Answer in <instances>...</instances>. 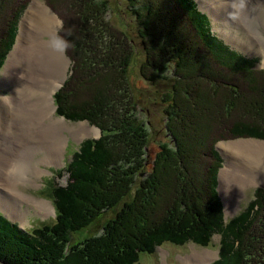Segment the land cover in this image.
Here are the masks:
<instances>
[{"label": "trees", "instance_id": "1", "mask_svg": "<svg viewBox=\"0 0 264 264\" xmlns=\"http://www.w3.org/2000/svg\"><path fill=\"white\" fill-rule=\"evenodd\" d=\"M28 1L0 0V68ZM45 1L62 19L60 40L70 59L67 78L53 94L56 113L73 122L85 120L99 127L100 135L81 141L57 170L66 174L64 184L51 179L45 184L53 223L27 230L0 213V264H134L163 242L207 246L214 234L219 235L218 257L208 264H264V187L255 188L236 214L224 216L217 190L223 159L213 144L226 134L212 136L202 122L212 91L219 94L218 108L235 107L245 117L224 128L232 129L226 130L230 136L264 139V85L255 87L264 82L259 77L264 65L253 69L254 58L225 47L193 0H174L177 13L170 0H149L148 7L145 0H127V12L138 23L130 36L104 20L105 0ZM177 16L194 19L197 45L186 35L185 22L176 24L183 29L179 32L171 24ZM134 37L144 50L141 78L162 89L170 138L154 157L148 156L149 121L141 117L128 76ZM194 53L201 62L191 57ZM214 78L240 90L226 95ZM119 203L95 234L71 243L73 232Z\"/></svg>", "mask_w": 264, "mask_h": 264}, {"label": "rangeland", "instance_id": "2", "mask_svg": "<svg viewBox=\"0 0 264 264\" xmlns=\"http://www.w3.org/2000/svg\"><path fill=\"white\" fill-rule=\"evenodd\" d=\"M32 1L33 0L28 1V4L19 15L16 22V34H20V37L23 39L25 35L21 34V29L26 28V25L22 24V19L25 17L24 14L27 12ZM39 1L48 6L59 20V28L57 29L56 36L65 51V56L68 60L66 72H68L70 59L66 53L65 45L60 40V30L63 25L62 19L45 0ZM148 1L149 0H145L146 6L144 7H148ZM155 1L157 3L158 0ZM105 2L104 14L101 12L104 20L113 28L115 27L114 29L120 32L121 30L126 31L129 36L130 34H136L138 23L131 16V13L128 14L127 12V0H105ZM161 2L162 0H160L158 4ZM193 2L196 4L198 11L205 14L209 19V24H211L209 30L211 34L215 35L225 47L233 50L244 58H254L255 63L252 67L253 69L257 70L263 67L264 0H193ZM170 3L171 8L177 13L180 9L175 8L176 4L174 0H170ZM157 13L161 16V10ZM180 17L181 16H177V20L171 24L174 25L177 30L178 25L176 24L185 22L188 28L186 35L194 37V40H197L195 45H197L199 37L195 36L193 32L194 19L192 20V18H187L185 16L180 19ZM182 30L183 29L177 30V32ZM18 34L15 35L9 53L0 68V95H3L2 97L6 96V98H16V94L12 92L9 83L3 79V70L9 54L14 50ZM129 36L126 37L128 42ZM180 36H182V34H180ZM45 38L47 37H44V39ZM134 39L136 51L133 54L131 53L128 59V76L133 86V92L140 103L141 117L149 121L148 156L154 157L160 145L169 141L170 138L166 131V123H164L162 114L164 104L161 98L162 89H158L153 83H146L141 78L138 66L144 58V50L139 39L135 37ZM197 54L198 53H194L191 57L200 61V57ZM202 63L205 64V61ZM66 77L67 75L65 78ZM259 77L261 81L264 80V75H259ZM247 78L253 79V76H247ZM57 79L61 78L58 77ZM212 80L221 85L222 88L220 90L226 95L234 96L237 94V91L240 90V87L237 89H235V86L229 87L228 83L223 81L224 78H214ZM238 83L240 82L232 84ZM261 83L262 84L258 83V85H255L258 90H262L263 88L264 82ZM206 85L208 86L207 83ZM208 92L209 95L206 98L207 108L202 111L203 129H209L210 134L215 137L217 136V132H222L223 135L226 134L223 139L216 140L213 147L215 148V146H217L221 154L224 155L219 146L221 142L244 140V142L241 143L242 146L250 142V146L247 149L243 147L242 152L236 153L233 151L231 154L229 153L230 155H224V158H222L224 159L222 166L218 171L217 190L218 193L220 192L223 201L225 217L230 218L241 210L243 205L250 198H253L255 188L264 187L262 186L264 184V139L249 136H230L226 130L231 128H224L227 126L230 127L232 123L238 124L239 118L245 119V117L240 116L239 109L235 107H229L227 110H225V107L218 108L219 105H217V101H220L219 94L212 91ZM34 98L35 97L30 98L28 102L31 103ZM189 98L190 97L186 98L187 104L191 101ZM18 100H21L20 96ZM5 107V111L3 108H0L2 111L0 115V164H4L5 166L0 169V213L12 219L20 228L31 230L35 227L53 223L55 211L44 186L49 182V179L56 183H65L66 174L62 176L56 174L57 170L65 165L64 156L69 158L70 154H73L74 151L77 150L79 144L84 139L99 137V129L97 131L96 126L90 125L85 120L69 121L63 116L58 115L55 108L52 116L54 118H60L63 122L62 124L58 122L53 123L50 127L43 130L45 122H51L50 118H46L40 127H36L34 130L35 133L25 134L26 127L28 126L27 120L23 119V123L15 120L16 117L14 118L10 114L12 111L11 106H7L6 104ZM262 107H264V104ZM190 108H193L192 110L194 111L195 107L191 106ZM189 110L188 107L187 112H189ZM197 111L199 112L201 110L197 109ZM187 118L186 116L184 121H188ZM47 129H54L61 140L60 158L53 160L51 163L45 158V148L48 138L54 139V136L46 133L48 132ZM57 151H59V148ZM13 153L18 156H15ZM15 160L21 161L22 164H27V170L24 169L21 164L18 171L16 166L14 167L12 165ZM53 169L55 170L54 173L52 172ZM15 174H17L18 177H15ZM255 177H257V179H255ZM48 185L46 187H49ZM123 200L129 199L125 197ZM49 205H51L53 209H50ZM120 206L121 203L115 208H109L104 211L100 218L95 220L92 225L87 226L86 229L73 232L71 234V243H76L85 236L95 234L107 218L115 215ZM218 243V234H214L211 237L207 246H200L193 242H187L183 245L163 242L160 246L155 247L153 253H141L138 261L134 264H196L197 259L204 257V255H207L208 260L203 264H207L218 257Z\"/></svg>", "mask_w": 264, "mask_h": 264}, {"label": "bare ground", "instance_id": "3", "mask_svg": "<svg viewBox=\"0 0 264 264\" xmlns=\"http://www.w3.org/2000/svg\"><path fill=\"white\" fill-rule=\"evenodd\" d=\"M24 16L22 24L26 25V28L21 29V34L25 35V38L23 39L17 33L16 45L9 54L3 70V79L9 83L12 92L16 94V98H6V96L2 97L3 95H0V108L5 111L6 104L11 106L12 111L10 114L12 117H16L15 120L21 123L24 122L23 119L27 120L28 126L25 134H33L36 127H40L46 118H50L51 122H45L43 130L50 127L53 123H63L60 118L52 116L55 111L54 98L52 96L66 76L68 60L61 42L56 36L59 20L53 11L39 0H33ZM44 37L47 38L44 39ZM58 77L61 79H57ZM19 96L21 100H18ZM32 97L35 98L29 103L28 100ZM1 114L2 111L0 109ZM47 131L46 133L54 136V139L48 138L45 148V158L51 163L53 160L60 158L61 140L54 129H47ZM242 142L244 140L225 141L221 142L219 146L223 154L227 156L233 151L240 153L243 151V147L247 149L250 146V142L245 146L241 145ZM58 148L59 151H57ZM21 164L22 162L17 160L12 163L18 171ZM22 166L27 170V164L23 163ZM4 167V164H0V169ZM15 177H18L17 174H15ZM49 208L53 209L51 205H49ZM206 260H208V257L204 255V257L197 259L196 264H203Z\"/></svg>", "mask_w": 264, "mask_h": 264}, {"label": "water", "instance_id": "4", "mask_svg": "<svg viewBox=\"0 0 264 264\" xmlns=\"http://www.w3.org/2000/svg\"><path fill=\"white\" fill-rule=\"evenodd\" d=\"M26 12V11H25ZM9 53V52H8ZM8 55V54H7ZM64 81H65V78L62 80V82L60 83L61 85L59 87H61L63 84H64ZM58 87V88H59ZM58 88L54 91L56 92L58 90ZM55 108H56V105H55ZM97 129H99V134H100V128L96 126ZM215 149L219 152V154L221 155L222 158H224V155L221 154L220 150L218 149L217 146H215ZM224 160V159H223ZM264 186V184L262 185ZM219 195H220V192H219ZM221 196V195H220ZM208 264V263H207Z\"/></svg>", "mask_w": 264, "mask_h": 264}]
</instances>
